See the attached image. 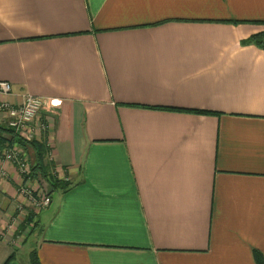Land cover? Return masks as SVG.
<instances>
[{
	"label": "crops",
	"instance_id": "crops-1",
	"mask_svg": "<svg viewBox=\"0 0 264 264\" xmlns=\"http://www.w3.org/2000/svg\"><path fill=\"white\" fill-rule=\"evenodd\" d=\"M233 20L264 21V0H0V99L60 101L32 128L73 182L23 259L0 160V264L264 259V49L242 44L264 24Z\"/></svg>",
	"mask_w": 264,
	"mask_h": 264
},
{
	"label": "built area",
	"instance_id": "built-area-1",
	"mask_svg": "<svg viewBox=\"0 0 264 264\" xmlns=\"http://www.w3.org/2000/svg\"><path fill=\"white\" fill-rule=\"evenodd\" d=\"M10 91L11 83L8 81H0V93L5 94ZM59 104L60 101L58 100L50 99L47 101L42 97L29 94L18 105H12L8 101L0 99V112H4L7 115L5 123L8 127L13 128L16 133L26 139H34L36 138V132L32 128L34 120L37 119L46 105L57 107ZM41 128L45 130L46 124H41ZM0 160L11 162L16 167L21 179V183L18 184V191L34 199V192L31 188L34 181L30 177L31 160L28 155L17 146L6 145L0 149ZM56 171L57 168L53 170L55 176L57 175ZM4 176H6L5 171H0V177ZM38 186L40 190L38 191L37 198L41 200V205L39 206L44 209L51 204V197L45 193L40 184ZM30 190H32L33 194Z\"/></svg>",
	"mask_w": 264,
	"mask_h": 264
},
{
	"label": "trees",
	"instance_id": "trees-1",
	"mask_svg": "<svg viewBox=\"0 0 264 264\" xmlns=\"http://www.w3.org/2000/svg\"><path fill=\"white\" fill-rule=\"evenodd\" d=\"M231 21V20H230ZM235 24H239L240 22H253L264 24V21H232ZM242 44H255L258 47L264 49V31L259 32L255 35H252L249 39L242 42ZM152 109H165L169 111H177V112H187L194 114H215V112L205 111V110H196V109H182V108H160V107H147ZM5 134H12L13 139L8 140L5 137ZM15 145L24 152L32 151L33 160L31 161V178L35 181H39V179H44L48 181L54 189H62L66 190L71 185H73L72 181L69 180H61L57 176L53 175V170L56 169V165L52 160L49 159V154L51 151L50 145L48 144L46 139H26L16 133L13 128L8 127L6 123H0V148L4 145ZM33 221V217H29V222ZM36 225V222L33 224ZM33 227V226H32ZM255 255L257 258L258 264H264V259L260 257V253L255 251ZM30 264H42L37 250L34 249L30 253Z\"/></svg>",
	"mask_w": 264,
	"mask_h": 264
},
{
	"label": "rangeland",
	"instance_id": "rangeland-1",
	"mask_svg": "<svg viewBox=\"0 0 264 264\" xmlns=\"http://www.w3.org/2000/svg\"><path fill=\"white\" fill-rule=\"evenodd\" d=\"M9 145V144H6ZM4 145V146H6ZM3 146V147H4ZM15 146V145H9ZM2 148V147H1ZM0 148V149H1ZM39 184L33 182L30 190L33 194L34 199L26 196L24 193L18 191L19 186L17 185L14 190V197L12 199V208L10 213V219L6 227V232H10V236L7 238L13 240L12 244L16 247H20L21 251H26L23 259H28V250L33 248L34 234L37 232L34 227L35 217L42 210L40 201L37 198L38 191L40 190ZM44 190V189H43ZM55 197L60 195V192H54ZM52 195V196H53ZM33 217V221L29 222V217ZM33 226V227H32ZM31 237H33L31 239ZM15 243V244H14Z\"/></svg>",
	"mask_w": 264,
	"mask_h": 264
},
{
	"label": "water",
	"instance_id": "water-1",
	"mask_svg": "<svg viewBox=\"0 0 264 264\" xmlns=\"http://www.w3.org/2000/svg\"><path fill=\"white\" fill-rule=\"evenodd\" d=\"M5 137L8 139V140H12L13 139V135L12 134H5ZM39 184L40 186L44 189L45 193L49 196H51V194L54 192V188L52 187V185L44 180V179H39Z\"/></svg>",
	"mask_w": 264,
	"mask_h": 264
}]
</instances>
